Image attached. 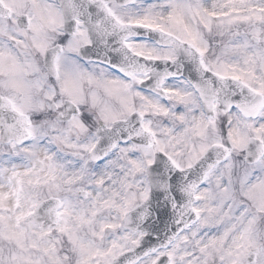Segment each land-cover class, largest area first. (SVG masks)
Wrapping results in <instances>:
<instances>
[{"label": "clouds", "instance_id": "obj_1", "mask_svg": "<svg viewBox=\"0 0 264 264\" xmlns=\"http://www.w3.org/2000/svg\"><path fill=\"white\" fill-rule=\"evenodd\" d=\"M0 264H264V0H0Z\"/></svg>", "mask_w": 264, "mask_h": 264}]
</instances>
